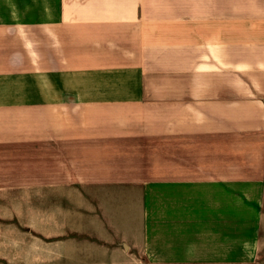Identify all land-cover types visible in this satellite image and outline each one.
I'll use <instances>...</instances> for the list:
<instances>
[{"label":"crops","instance_id":"1","mask_svg":"<svg viewBox=\"0 0 264 264\" xmlns=\"http://www.w3.org/2000/svg\"><path fill=\"white\" fill-rule=\"evenodd\" d=\"M261 252L264 0H0L1 264Z\"/></svg>","mask_w":264,"mask_h":264},{"label":"rangeland","instance_id":"2","mask_svg":"<svg viewBox=\"0 0 264 264\" xmlns=\"http://www.w3.org/2000/svg\"><path fill=\"white\" fill-rule=\"evenodd\" d=\"M176 143V142H174ZM151 144H152V148L155 146L157 147V144L159 145L160 142L159 141H151ZM14 221H16V219H14ZM1 264V262H0ZM5 264H16V263H5ZM24 264H32V263H24ZM54 264H66L65 262H58V263H54ZM76 264H80V263H76ZM253 264H264V252H261V254L259 255V259L256 263H253Z\"/></svg>","mask_w":264,"mask_h":264}]
</instances>
